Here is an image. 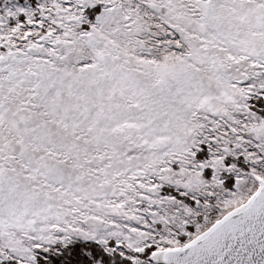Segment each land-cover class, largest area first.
Segmentation results:
<instances>
[{
    "label": "snow or ice",
    "instance_id": "1",
    "mask_svg": "<svg viewBox=\"0 0 264 264\" xmlns=\"http://www.w3.org/2000/svg\"><path fill=\"white\" fill-rule=\"evenodd\" d=\"M0 264H264V0H0Z\"/></svg>",
    "mask_w": 264,
    "mask_h": 264
}]
</instances>
